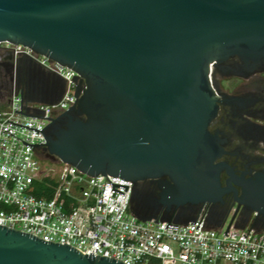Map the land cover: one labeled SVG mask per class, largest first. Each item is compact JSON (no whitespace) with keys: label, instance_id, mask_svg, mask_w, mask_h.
Masks as SVG:
<instances>
[{"label":"water","instance_id":"1","mask_svg":"<svg viewBox=\"0 0 264 264\" xmlns=\"http://www.w3.org/2000/svg\"><path fill=\"white\" fill-rule=\"evenodd\" d=\"M0 42L79 74L76 103L44 128L8 120L43 132L46 143L22 139L42 159L131 181V210L142 220L188 227L206 210L205 227L220 228L207 209L185 217L150 209L211 203L233 191L239 206L257 212L250 230H264V170L237 174L219 160L224 149L209 129L221 102L213 69L234 57L246 70L264 68V0H0ZM28 61L23 100L58 101L64 81L53 87ZM145 181L157 184L158 197L137 192ZM0 264L126 263L0 224Z\"/></svg>","mask_w":264,"mask_h":264},{"label":"built area","instance_id":"2","mask_svg":"<svg viewBox=\"0 0 264 264\" xmlns=\"http://www.w3.org/2000/svg\"><path fill=\"white\" fill-rule=\"evenodd\" d=\"M17 50L50 74L53 87L61 78L64 91L51 104L25 102L13 75L0 110V224L126 264H264V230L205 227L206 210L188 227L142 220L131 210V181L42 159L23 140L46 143L43 132L8 120L44 128L76 103L79 74L27 46Z\"/></svg>","mask_w":264,"mask_h":264},{"label":"flooded vegetation","instance_id":"3","mask_svg":"<svg viewBox=\"0 0 264 264\" xmlns=\"http://www.w3.org/2000/svg\"><path fill=\"white\" fill-rule=\"evenodd\" d=\"M17 50V44L0 42V92L12 81L16 72L20 87L29 93V80L24 69L28 59ZM213 80L221 97L217 116L209 129L216 134L224 153L219 158L234 167L237 174L246 177L264 170V68L246 70L239 58L229 59L216 66ZM229 174L221 172V183L226 185ZM241 192V187L234 184ZM137 192L159 196L157 184L145 181L137 186ZM207 209L215 226L224 224L245 227L253 224L257 213L251 207L238 205L234 192H225L220 200L211 203L190 204L166 211L163 206L151 208L157 214L169 213L185 217ZM257 227L264 229V216H258Z\"/></svg>","mask_w":264,"mask_h":264},{"label":"rangeland","instance_id":"4","mask_svg":"<svg viewBox=\"0 0 264 264\" xmlns=\"http://www.w3.org/2000/svg\"><path fill=\"white\" fill-rule=\"evenodd\" d=\"M10 91V84L6 87V88H3L2 89V91ZM2 91L0 92V110H2V109H4V106H3V104L5 103V101H6V95H4L3 93H2ZM3 94V95H2Z\"/></svg>","mask_w":264,"mask_h":264},{"label":"trees","instance_id":"5","mask_svg":"<svg viewBox=\"0 0 264 264\" xmlns=\"http://www.w3.org/2000/svg\"><path fill=\"white\" fill-rule=\"evenodd\" d=\"M2 93H3L4 95H6V101H5V103L3 104V106L5 107V106L7 105V101H8V97H9V96H8V95H9V91L6 92V91L3 90ZM3 94H2V95H3Z\"/></svg>","mask_w":264,"mask_h":264}]
</instances>
